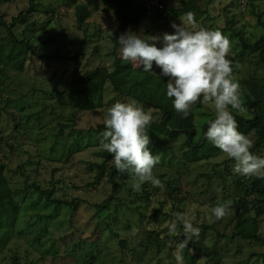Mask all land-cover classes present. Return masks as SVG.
Here are the masks:
<instances>
[{"label":"rangeland","instance_id":"1","mask_svg":"<svg viewBox=\"0 0 264 264\" xmlns=\"http://www.w3.org/2000/svg\"><path fill=\"white\" fill-rule=\"evenodd\" d=\"M162 1L168 20L153 35L171 33V23H180L174 11L182 7L181 3ZM79 4L90 10L82 29L76 25ZM28 8L29 0L0 5V49L9 39L12 24L14 36L34 49L22 72L12 71L3 78L0 162L6 166L20 212L14 225H0V264H176L172 253L174 242L184 239L182 226L169 237L165 222L174 212L185 210L196 217L194 225L210 228L199 236L198 249L183 250L184 264H196L202 257L206 258L203 264H264V212L258 219V241L234 236V202L246 192L229 177L223 180L216 176L226 161L235 179L240 175L233 171L231 158L211 143V151L194 159L189 153L186 156L185 136H161L164 150L154 149L160 161L153 174L161 179L162 188L145 182L136 191L127 172L118 170L113 177L108 174L96 180L97 168L92 164L104 162L102 154L107 152L99 147L104 114L112 103L129 97L107 83L100 106H78L69 96L75 57L82 74L98 67L111 72L116 64L125 71H144L121 59L119 45L115 48L112 41L118 21L103 0H36L34 11L27 14ZM20 13L25 22L17 18ZM193 13L198 27L219 29L228 35L227 58H235L233 77L245 102L247 82L264 77L257 53L243 52L244 41L253 44L264 34V0H199ZM149 24L144 18L127 30L144 29L147 33ZM152 71L157 76L146 73L167 82L155 62ZM151 109V123L160 121L159 110ZM193 113L197 142L215 114L199 101ZM233 113L245 117L252 114L248 109L244 114ZM249 137L254 143V133ZM148 147L152 149L154 144ZM254 153L264 155V146ZM109 161L108 173L114 167ZM44 191H53L52 199L70 205L47 201ZM256 198L249 196L251 205ZM262 199L264 208V196ZM107 200L108 204L99 208ZM226 200L232 201L231 211L219 220L211 217L210 208ZM255 214L252 210L250 215ZM156 234L163 242L153 240Z\"/></svg>","mask_w":264,"mask_h":264},{"label":"clouds","instance_id":"2","mask_svg":"<svg viewBox=\"0 0 264 264\" xmlns=\"http://www.w3.org/2000/svg\"><path fill=\"white\" fill-rule=\"evenodd\" d=\"M192 11L179 17L180 23H171L174 30L159 35L127 30L116 40L122 60L133 62L141 71H152L153 62L160 68V76L167 77L165 95L172 98L173 108L188 117L197 101L214 111V119L207 122L204 138L234 160L233 171L239 175L264 177V155L251 151L253 141L249 135L238 130L233 110L244 114L241 86L233 77L234 62L227 58L230 40L219 29L198 27ZM153 120L152 109L145 108L135 98L116 101L106 110L100 132L99 147L111 153L110 164L134 181L132 187L139 191L141 185L150 182L154 187H163L153 168L160 161L153 154L147 128ZM231 200L217 203L210 208V216L219 220L231 211ZM166 221L167 235L177 234L182 226L183 240L174 242L172 253L176 264H184L183 250L190 241L199 238L201 229L194 225V215L188 210L174 212ZM170 243H173L170 241ZM189 249V248H188ZM191 250V249H189ZM205 257L196 261L203 264Z\"/></svg>","mask_w":264,"mask_h":264},{"label":"trees","instance_id":"3","mask_svg":"<svg viewBox=\"0 0 264 264\" xmlns=\"http://www.w3.org/2000/svg\"><path fill=\"white\" fill-rule=\"evenodd\" d=\"M15 0H0V5ZM107 6L114 12L118 25L112 34V41L115 44V48L118 45L116 40L124 33L129 26L138 25L142 19L148 18L150 24L147 30L148 34L155 33L161 25L168 20L164 10L157 8L149 9L144 3L139 0H103ZM182 7L174 11L176 16H181L187 11H192L197 8L199 0H178ZM36 0H29V8L26 11L27 14L34 11V5ZM165 9V8H164ZM76 25L82 29L87 24V19L90 16V10L84 5L79 4L76 7ZM23 13L17 17L22 22L26 21ZM4 25V23H3ZM13 25V24H12ZM11 25V26H12ZM264 26V22H262ZM11 26L8 27L9 39L5 46L0 49V102L3 100L2 85L4 79L12 71L22 72L25 65L28 62V58L33 54V46L24 41L23 39H17L14 36ZM257 53L259 62L264 66V34L258 41L251 44L243 42V52ZM233 62L234 57H230ZM79 61L75 57V66L73 69L72 87L69 92L70 98L75 101L78 106H82L87 109H93L102 104L103 93L105 85L110 83L115 92L126 95L128 97L135 98L141 104L147 108H155L161 113V120L151 123L148 128V134L150 135L151 143L154 147L151 151L154 153V149L160 147L161 150L164 145V141L160 138L166 136L169 138H180L185 136V153L186 156L191 154V158H196L207 151H211L210 142L206 141L204 135H201L198 141H195L197 135V128L195 124L194 113L191 112L188 117H183L181 113L177 112L171 103L172 98L165 95L166 88L165 81L155 78L149 73L141 72L135 73L132 71H125L118 64H116L113 71L109 72L105 68H96L80 73ZM234 66V65H233ZM248 83L249 92L246 96V101L242 104L250 112V117H245L233 113L237 120L238 130L247 135L254 133L255 140L251 151L260 149L264 146V77L260 79L251 78ZM214 119V118H213ZM21 126V125H20ZM207 128V126H206ZM203 129V131L206 130ZM62 134V132L60 133ZM165 147V146H164ZM106 159L101 164H92L97 168L96 180H100L105 175L113 177L115 175V166L109 173L106 171V165L108 160L111 159V153L103 152L102 154ZM234 162L233 159H231ZM229 160V163L231 162ZM225 168L223 170H217L216 176L225 180L229 177L232 182H235L238 189H244L246 192L245 197H239L234 202L235 219L237 221V231L234 233L235 237H239L243 240H256L260 238L258 236V219L264 212L263 199L264 196V177L257 176H242L235 179V174L229 171L228 161L225 162ZM113 183V180H111ZM53 191H44L47 201L56 204H67V201H58L51 198ZM257 196L254 200V204L251 205L249 196ZM105 204H108V200L103 203L99 208H103ZM252 210L256 211L254 216H251ZM20 212V205L15 200L14 191L10 187L9 180L6 177V166L0 162V225L4 228L14 225L18 219ZM201 229V237L205 235V230L210 228L206 225L198 226ZM5 235H3L4 237ZM159 234L153 238L159 244L161 239ZM200 238L191 241L188 244L189 249H198ZM192 246V248H191ZM187 248V250H189ZM194 255L192 256V259Z\"/></svg>","mask_w":264,"mask_h":264},{"label":"built area","instance_id":"4","mask_svg":"<svg viewBox=\"0 0 264 264\" xmlns=\"http://www.w3.org/2000/svg\"><path fill=\"white\" fill-rule=\"evenodd\" d=\"M139 2L144 3L149 9L156 7L160 10H164L165 8L162 0H139Z\"/></svg>","mask_w":264,"mask_h":264}]
</instances>
